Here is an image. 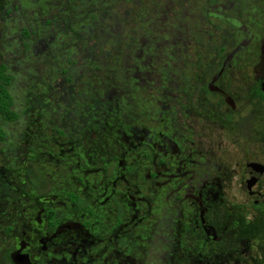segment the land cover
I'll return each instance as SVG.
<instances>
[{
    "label": "flooded vegetation",
    "instance_id": "1",
    "mask_svg": "<svg viewBox=\"0 0 264 264\" xmlns=\"http://www.w3.org/2000/svg\"><path fill=\"white\" fill-rule=\"evenodd\" d=\"M169 4L167 44L139 51L160 130L104 157L113 174L24 206L10 264H264V0ZM125 50L106 59L125 66Z\"/></svg>",
    "mask_w": 264,
    "mask_h": 264
},
{
    "label": "rangeland",
    "instance_id": "2",
    "mask_svg": "<svg viewBox=\"0 0 264 264\" xmlns=\"http://www.w3.org/2000/svg\"><path fill=\"white\" fill-rule=\"evenodd\" d=\"M167 1L183 3L0 0V63L13 75L10 90L20 115L1 123L0 264H10L6 227L24 206L67 190L74 175L92 181L104 168L113 174L117 164L108 166L104 157L115 159L160 130L165 99L156 93L163 86L154 87L158 79L139 51L167 44L165 11L177 8ZM119 49L134 59L125 66L109 63ZM183 67L169 76L185 77Z\"/></svg>",
    "mask_w": 264,
    "mask_h": 264
},
{
    "label": "trees",
    "instance_id": "3",
    "mask_svg": "<svg viewBox=\"0 0 264 264\" xmlns=\"http://www.w3.org/2000/svg\"><path fill=\"white\" fill-rule=\"evenodd\" d=\"M13 75L8 71L6 63H0V137L5 138L6 133L1 128V123L16 122L20 115L14 109V99L10 90Z\"/></svg>",
    "mask_w": 264,
    "mask_h": 264
}]
</instances>
